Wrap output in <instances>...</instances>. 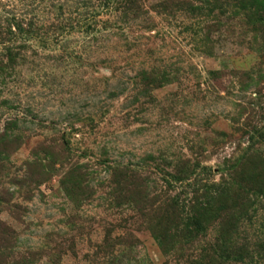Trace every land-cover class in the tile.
Wrapping results in <instances>:
<instances>
[{
    "label": "rangeland",
    "instance_id": "1",
    "mask_svg": "<svg viewBox=\"0 0 264 264\" xmlns=\"http://www.w3.org/2000/svg\"><path fill=\"white\" fill-rule=\"evenodd\" d=\"M0 264H264V0H0Z\"/></svg>",
    "mask_w": 264,
    "mask_h": 264
},
{
    "label": "trees",
    "instance_id": "2",
    "mask_svg": "<svg viewBox=\"0 0 264 264\" xmlns=\"http://www.w3.org/2000/svg\"><path fill=\"white\" fill-rule=\"evenodd\" d=\"M1 248H2V246H1Z\"/></svg>",
    "mask_w": 264,
    "mask_h": 264
}]
</instances>
